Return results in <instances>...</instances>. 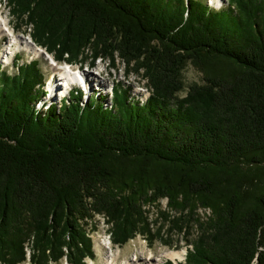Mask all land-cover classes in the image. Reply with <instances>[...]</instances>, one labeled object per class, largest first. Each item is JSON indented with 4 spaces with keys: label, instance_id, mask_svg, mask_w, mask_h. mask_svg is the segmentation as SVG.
<instances>
[{
    "label": "trees",
    "instance_id": "1",
    "mask_svg": "<svg viewBox=\"0 0 264 264\" xmlns=\"http://www.w3.org/2000/svg\"><path fill=\"white\" fill-rule=\"evenodd\" d=\"M8 3L58 60L120 58L153 93L59 105L36 61L0 71V264H86L99 214L117 244L162 239L143 207L165 197L171 228H200L184 264H264V0ZM190 63L203 79L181 96Z\"/></svg>",
    "mask_w": 264,
    "mask_h": 264
},
{
    "label": "rangeland",
    "instance_id": "2",
    "mask_svg": "<svg viewBox=\"0 0 264 264\" xmlns=\"http://www.w3.org/2000/svg\"><path fill=\"white\" fill-rule=\"evenodd\" d=\"M206 2L210 6L213 5L214 7H217V5L214 4L213 0H206ZM227 3H228V0H223V3L221 4L226 6ZM0 10L3 13L4 18H6L7 20L6 22L7 25L5 26L6 32L2 34V36H0V51L5 49V46L8 45V43L10 42V38L12 37L11 34L14 30H15L14 31L15 35H17L18 37H23L24 39H28L34 42L33 41L34 25L25 20L20 22V20H18V17L13 13V10L11 8V5L8 3V0H0ZM38 46L42 47V45L40 44ZM44 47L45 46H43V48ZM31 52L32 51H30L26 45L17 44L16 51H15V57L17 59H15L16 62L14 61L15 62L14 65L16 64L15 66H17L23 62V64H21L20 66V67H23V66H26L32 63L31 58H30ZM48 53L51 54V52H48ZM52 55H54L55 57L54 56L53 57L57 59L54 52ZM39 57L40 58L35 59V60H38L36 62L41 67L42 71H44L43 72L44 75L50 73L51 72L50 70H52L51 66H49L50 63H48L44 55H40ZM18 58L21 59V61H18ZM1 59L2 57H0V60ZM91 60L95 62L94 64L95 67L92 68V71L97 72V73L100 71H103L104 76H102L103 77L102 79H105V81L107 83H110V85L111 84L113 85V83H115L116 87L114 86V89H116V92L113 93V95H116V93H119V92L122 93V91L124 92L125 90L129 92L131 87H127V84H130V83L133 85L141 84V86H145V87L147 86L151 88L150 85L148 84V80L143 75L144 70H141L139 72H137L135 69L129 70L126 64L120 58H117L115 66H113L112 62L108 58H103V57L96 58L92 55V51H88V49H86V50H83V52L81 53L80 60L74 61L70 64H78V63H81V61H83V67L87 69V67L85 66L87 63H90ZM61 63H64V62L62 61ZM72 67L74 70L78 68L77 65H72ZM47 76L45 75V77ZM126 76L128 77V79H126ZM49 77H47V79ZM111 77H114L116 81L118 79L121 84L119 82H116L114 78H111ZM202 79H203V74L201 70L195 64L190 63L189 65H187V67L183 70V80L185 83V88L183 91L180 92V95L185 96L188 88L194 83L201 82ZM45 80L46 79H44V83H45ZM95 82L92 83L90 81L93 87L97 89L100 86L101 82L100 83H98L97 81ZM43 84H40L41 89H43ZM125 86L127 88H125ZM92 91H94V89H92ZM77 92L78 91L75 92V90H73L74 94H76ZM60 95L61 94L58 93L59 98H61ZM72 95L73 94L71 93L70 96ZM37 96L40 97L41 94L38 92ZM51 96H54V94L52 93ZM65 98L66 97H64L63 99ZM94 100L98 101L97 98H94ZM143 208L144 210L146 209L145 215L148 219V223L152 227V231L156 232L157 229H159V227L160 229H162L161 231L164 236L162 239L153 238L150 240L146 235L137 233L135 237L131 238L125 244H117L115 242L110 243L111 240L108 238V236L109 234L112 233L111 231H112L113 224L112 222L109 221L107 216H104L103 214L102 215L99 214V215H96V217L92 221H89V224L87 225V230L90 233L88 235L93 242L95 257L94 258L89 257V256L86 257L84 260L85 263L86 264H105V259L106 257H109L111 255L110 250H112V253L114 254V257H115V261L118 264H121L124 261L129 260L137 255L139 257L142 255H145V256L151 255V256H154V258H156L157 260L158 258H160L161 261L158 260L159 264H168L169 262H172V264H184L187 259L186 255L188 254L187 253L188 250H190L191 247H193V244H191L190 240H194L196 238V236L198 235L200 231V228L194 222H193V226L191 227V229L188 228L186 232H179L178 229L175 228L174 230L173 227L171 228L169 224L166 223L165 216L170 215L171 217H176L178 216L179 213L177 212L176 209L169 208L168 199L166 197L162 198L159 201L145 204ZM211 215H212V210L210 208L199 207L195 211V217L198 219L207 220ZM105 238L108 240L109 247H111L112 249L107 248V246L103 244V240ZM111 239H113V237ZM187 239H189V241ZM169 251H180L183 254V256L178 260H174L165 255L166 252H169ZM22 264H30V263L24 262ZM53 264H68V263L66 262V259L64 258L60 262H56ZM134 264H137V263H134Z\"/></svg>",
    "mask_w": 264,
    "mask_h": 264
},
{
    "label": "bare ground",
    "instance_id": "3",
    "mask_svg": "<svg viewBox=\"0 0 264 264\" xmlns=\"http://www.w3.org/2000/svg\"><path fill=\"white\" fill-rule=\"evenodd\" d=\"M213 1H214V4H216L217 6H219L221 3H223V0H213ZM6 22H7V20H6V18H4L3 13L0 10V36H2V34H4L6 32V30H5V26L7 25ZM14 31L11 34L12 37L10 38V42L8 41L9 42L8 45H6V46L4 45L5 49L0 51V57H2V59L0 60V71H3V72L6 71L8 74H13V73L19 72V68H20L21 64H23V62L20 65H17V66H15L16 64L14 65V63L16 62L15 59H17L15 57V51H16V45L17 44H23V45H26L30 51H32L31 56H30L32 62H33V60L40 58L39 57L40 55H44L45 59L48 61V63H50L49 66H51V68H52V70L49 69L51 71L50 73L47 72L48 74H45L46 76L48 75L47 77H49V76L50 77L48 79H47V77H45L46 85H45V83L43 84V89L45 91L44 99H46V100L47 99H53L54 101H57L60 105L67 97L68 98L70 97L71 93L74 94L73 91L71 93H70V91L75 90V92L78 91L77 93H82L84 102L87 100V98L89 97V95L91 93L96 92L97 94H102L103 96H105L107 98V102H106L107 105H110V106L112 105V103L114 102L113 98L115 96V95H113V93L116 92V89H114V86L116 87V85H115V83H113V85L112 84L110 85V83H107L105 81V79H102L103 78L102 76H104L103 71H100L98 73L92 71V68L95 67L94 66L95 62H93L91 60L90 63H87L85 66V67H87V69H85L83 67V61H81V63H78V64H67L65 61H64V63H61L62 61L58 62L54 59V57H53L54 55H52V53L49 54L47 52L46 47L43 48V46L42 47L38 46L39 44L37 45V43L34 40H33L34 42H32L28 39H24L23 37H18L17 35H15ZM18 61H21V59L18 58ZM35 61H38V60H35ZM26 63H27V61H26ZM72 65H77L78 68L76 70H74ZM78 69H83L86 71H78ZM98 76L100 79L98 78ZM127 76H126V79H128ZM111 78H114V77H111ZM111 78H110V80H111ZM114 80H115V78H114ZM90 81L92 83L95 81H97L98 83H100V82L101 83H100V86L97 89H95V87H93V85H92V83H90ZM47 82H48V84H47ZM116 82L120 83V81L118 79ZM117 85H119V84H117ZM132 85L133 84H131V83L127 84V87H131V89L129 91V98L132 101H135V103L138 102L140 104H144V103H146L148 98L150 96H152L151 93H153V92H152L151 88H149L147 86L146 87L141 86V84H136L133 86ZM127 87L125 86V88H127ZM39 88H40V86H39ZM87 88H88V90H87ZM92 89H94V91H92ZM113 90H115V91H113ZM52 93L54 94L55 97L51 96ZM58 93L61 94L60 95L61 98H59ZM64 97H66V98L63 99ZM105 97H104V100H105ZM44 105H46V104L42 103V104H39L38 106H44ZM46 106H48V105H46ZM108 238L111 240L110 243L113 242V240L111 239L112 238L111 234H109ZM103 244L106 245L107 248L112 249L111 247H109V242L106 238L103 240ZM191 244H193V243H191ZM110 253H111V255L109 254L110 256L106 257V259H105V264H118L115 261V257H114V254L112 253V250H110ZM165 255L168 256L169 258L174 259V260H178L183 256V254L180 251H169V252H166ZM30 256L31 255H30V250H29L28 251V260H31ZM158 260L161 261L160 258H158ZM158 260L156 258H154V256H151V255H148V256L142 255L140 257L137 255V256H134L133 258L129 259V260L124 261L121 264H134V263H137V264H159ZM66 262L68 263L67 260H66ZM113 262H115V263H113Z\"/></svg>",
    "mask_w": 264,
    "mask_h": 264
},
{
    "label": "built area",
    "instance_id": "4",
    "mask_svg": "<svg viewBox=\"0 0 264 264\" xmlns=\"http://www.w3.org/2000/svg\"><path fill=\"white\" fill-rule=\"evenodd\" d=\"M78 71H86V70H83V69H78Z\"/></svg>",
    "mask_w": 264,
    "mask_h": 264
}]
</instances>
